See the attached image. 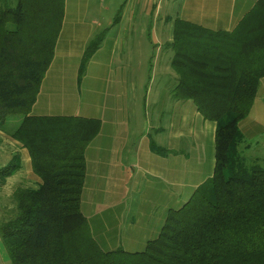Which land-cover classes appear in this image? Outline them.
Here are the masks:
<instances>
[{
  "label": "trees",
  "instance_id": "1",
  "mask_svg": "<svg viewBox=\"0 0 264 264\" xmlns=\"http://www.w3.org/2000/svg\"><path fill=\"white\" fill-rule=\"evenodd\" d=\"M64 0H0V134L25 150L33 188L15 189L13 217L0 223L10 264H264V168L240 153L239 123L264 78V0L230 32L174 20L169 49L174 100L213 123V170L179 209L166 212L144 250H104L81 212L85 153L100 123L30 115L53 56ZM104 34L86 45L78 80ZM149 150L167 156L152 140ZM14 154L0 181L20 166Z\"/></svg>",
  "mask_w": 264,
  "mask_h": 264
},
{
  "label": "crops",
  "instance_id": "2",
  "mask_svg": "<svg viewBox=\"0 0 264 264\" xmlns=\"http://www.w3.org/2000/svg\"><path fill=\"white\" fill-rule=\"evenodd\" d=\"M89 1L64 0V15L63 20H61L60 32L53 46L52 60H50V65L44 73L30 115L77 117L99 121V132L84 151L86 175L80 204L81 212L85 219L92 217L91 211L94 208L92 204L96 200L97 192L102 196H110L109 201L114 203H121L125 196L135 195L138 201L146 204L148 208L138 207V214L133 208L134 213L126 215L127 223H120L127 226L125 241L126 244L130 243L128 247L134 249L126 252L141 253L146 242L157 237L166 212L170 209H179L181 205L187 202L186 200L189 199L196 187L201 185V180L197 178L190 186L188 183V155H190L187 148L188 142L192 141V144L189 143L191 148L199 147V145H202V148L214 146L215 126L210 122L203 121V119H196L193 133L191 131L188 133L187 127L184 129L179 127L181 124L188 123L189 114L191 117L194 115V118L201 117L191 102V105L187 107L184 104L188 105L189 101L172 100L171 94L173 87H175L172 82L176 81L177 78L170 69H168L170 71L165 69L166 71L160 74L169 75L171 84L165 86L164 89L161 88L159 95L156 88V92L152 95L158 121L154 125H150L151 131L147 134V139L141 135L137 141L131 139L129 142L128 131L130 128L125 120V112L122 110L119 100L126 91L125 86L120 84L127 81L126 75L129 72L125 70L123 73L122 71L124 54L122 52L124 49L119 41L122 40L127 43L130 39L129 45H131V36L134 31L131 26L121 25V28H116V31L112 33L114 38L110 39L111 35L105 37L99 45V49L89 59L84 76L78 80L77 72L85 46L97 36V33L94 32L95 21L87 7ZM180 1L181 4L176 8L177 13L171 17H179L180 20L207 31L230 33L258 0ZM146 12L154 16L158 14L157 8L149 9ZM146 12L133 11L125 17L135 18L139 17L140 14L145 15ZM148 31L153 38L152 33H154L155 28L148 29ZM122 34L124 39L120 37ZM171 34L172 31L169 32L168 38L163 42L166 46L171 42ZM118 45H120V49ZM116 55L118 56L116 57ZM171 58L172 56H170V61ZM113 66H118V68L113 70ZM255 93L256 96L248 115L239 123V130L244 138L243 144L240 145V153L247 163H254L259 166L264 164V78L259 80ZM159 98L163 101L160 102ZM163 106L167 107V111L162 110ZM174 113L175 120H177L175 121V129L172 123ZM162 114L168 115L163 124L160 123ZM161 136L164 138L158 141ZM150 140L158 147L165 146L164 149L168 151V155L157 156L152 154L149 150ZM184 145L187 147L182 148ZM15 147L19 148L16 143ZM18 150V154L22 155L20 157L22 167L25 164L27 173H31L26 151ZM210 151L211 148L207 153H198L199 156H204L205 161L209 160L212 164L211 169L205 173H212L213 170L214 147L211 155ZM11 158L4 165L7 166ZM22 171L23 168L19 172ZM210 176V174L206 175L204 179ZM169 192L171 195L178 194L175 198L172 196L168 200ZM150 205L152 209L149 208ZM155 209H161L162 212L159 213L158 210L154 212ZM123 216L122 213L119 217L122 218ZM141 218L148 220L147 225H140L141 220L139 221V219ZM134 228L137 229L134 231L132 230ZM97 230L92 235L99 245L108 247L114 242L116 234L111 239L107 236L105 228ZM96 233L99 238H97ZM100 240H102L101 243Z\"/></svg>",
  "mask_w": 264,
  "mask_h": 264
},
{
  "label": "rangeland",
  "instance_id": "3",
  "mask_svg": "<svg viewBox=\"0 0 264 264\" xmlns=\"http://www.w3.org/2000/svg\"><path fill=\"white\" fill-rule=\"evenodd\" d=\"M180 2V0H90L88 3L87 7L89 9V12L91 13L92 19L95 21L94 32L97 33L96 35L99 36L104 34V38L111 35L110 39L114 38V34L112 33L116 31V28H121V25L131 26L134 31L133 35L131 36V45H129L131 41L130 39L127 43L123 42L122 40L119 41L120 45L123 46L124 49L122 52L124 53L122 57V71L123 73H125V70L129 72V74L126 75L127 81L120 84L125 86L126 91H124L119 99L120 106L125 112V120L127 121V124H129L130 128V130L128 131L129 142L131 141V139H136L137 141L139 139V136L141 135H143L142 137H144V139H147L146 136L151 131L150 125H154L155 122L158 121V114L156 107H154L153 104L152 95H154V92H156V88L159 95V90L161 88L164 89L165 86H169L171 84V77L169 75L166 76L165 74L160 73L170 69L173 75H175L174 70H172L170 61V56L172 55L169 49L170 43L166 46V44H164L163 42L166 40V38H168L169 32L171 33L174 20H176L177 18L180 20L179 17H171V15L177 13L176 8L181 4ZM154 7L157 8L158 11V14H156V16H154L152 12V15L146 12L149 9H155ZM138 10L142 13L146 12V14H140L139 17L135 18L127 16L125 17V15H127L129 12ZM151 28H155V31H153L154 33H152V35L154 36L153 38L149 35L148 31V29ZM156 32L157 34L155 35ZM120 37L121 39H124L123 34ZM120 45H118L119 49ZM126 46H128V48L125 49ZM118 55L120 56V54ZM118 55H116V57ZM117 68L118 66L112 67L113 70ZM172 85L175 86V81L172 82ZM171 95H174V91ZM172 100L174 101V98ZM159 101L161 102L163 101V99H160ZM188 103V105L184 104V106L188 107L191 105L190 101ZM166 108L167 107L163 106L162 110L164 109L167 111ZM193 116L191 117V115L189 114V120L187 121L188 123H186L187 125L181 124V126L179 127H182L183 129L187 127L188 133L190 131L191 133H193V126L195 124L194 121L196 119H201L199 117L194 118ZM166 117H168V115L162 114L160 123L163 124V121H165ZM173 118L174 121H172V123L175 129V121H177L175 120V113L173 114ZM177 130H179L178 127ZM163 138L164 136H161L158 141ZM157 143L159 144V142ZM189 143L192 144V141L188 142V147L184 145V147L182 148L187 147L189 152L188 154H190L188 155V183L190 186L192 182L196 180V178L198 180H201V182L203 183V180L206 179H204V176L209 174L211 175V173H205L211 169V162L209 160L205 161L204 156H199L198 153H207L209 152L210 148L212 151L213 145H211L210 147L206 146L202 148V145H199V147L194 146V142V147L191 148ZM164 148L165 146L160 147V149L166 150ZM18 149L15 147L14 142H10L9 138L4 136L3 134H0V169L2 168V166L3 168L6 166V164L4 165V163H8L10 157H12L14 154H18ZM23 154L25 153L23 152ZM18 155L22 157L21 154ZM18 167L19 170L13 176L7 178L5 181H0V223L1 221H7L8 219L13 217L14 205L12 199L13 197L11 194H13L15 189L29 187L33 188L38 182L36 180L37 178L34 177L32 173H27V166H25V164L23 165V167L22 164H20V166ZM20 167L23 168L22 172H19L20 169H22ZM258 167L264 168V164L262 163ZM173 190L175 191V189ZM186 191L188 192V190ZM177 194L178 193L171 195V192H169L167 195V199L169 200V198L172 196L173 198H175ZM105 197L106 196H102L98 192L96 193V200L92 204L94 206L93 210L91 211L92 217L87 218V227L89 229V232L93 231L92 233H95L97 229L105 228V231L108 234L107 236H109L111 239L114 238V235L116 234V238L112 243L114 245L111 244L108 247H103L102 245H100L104 250H113L117 248L124 251L134 250L131 247H128L130 243L126 244L125 240L127 237L125 229L127 226L125 224L121 225L120 222L127 223L126 215L134 213L132 211L133 208H135V213L138 214V207L148 208V206L141 203V201H138V198L135 195H128L123 197L124 200L121 203H114L112 201H109L110 196H107L106 198ZM149 208L152 209V206L150 205ZM157 210L158 209H155L154 212H156ZM158 212L161 213V209H159ZM122 213L124 214V216L121 218L119 216ZM145 215H148V213H145ZM140 220V225H147L148 220L146 218H141L139 219V221ZM136 229L137 228H134L132 230L135 231ZM96 236L97 238H99L97 233ZM102 240H100V243ZM114 246L116 247L114 248ZM0 264H10L1 241Z\"/></svg>",
  "mask_w": 264,
  "mask_h": 264
}]
</instances>
